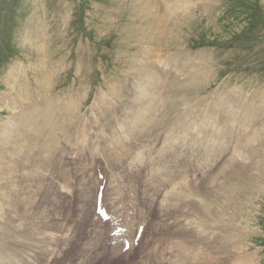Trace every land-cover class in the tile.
<instances>
[{"label": "rangeland", "instance_id": "obj_1", "mask_svg": "<svg viewBox=\"0 0 264 264\" xmlns=\"http://www.w3.org/2000/svg\"><path fill=\"white\" fill-rule=\"evenodd\" d=\"M18 64V87L36 77L40 92L45 75L34 74L44 64L50 98L66 105L76 91L81 107L42 146L25 142L27 157L6 150L13 169L0 179L10 189L0 187V221L32 257L27 264H264V0H0V135L8 115L28 110L7 103ZM146 96L158 102L131 101ZM153 110L173 113L175 127L163 130L167 119ZM141 111L139 127L130 125ZM161 147L171 152L157 159ZM99 185L123 225L150 207L131 254L129 241L115 258L109 250L123 240L111 242L113 225L95 212Z\"/></svg>", "mask_w": 264, "mask_h": 264}, {"label": "bare ground", "instance_id": "obj_2", "mask_svg": "<svg viewBox=\"0 0 264 264\" xmlns=\"http://www.w3.org/2000/svg\"><path fill=\"white\" fill-rule=\"evenodd\" d=\"M175 11H179V10H174V12ZM144 13V12H143ZM146 13V12H145ZM141 14H142V12H141ZM178 14V13H177ZM148 15V14H147ZM173 26V25H172ZM172 30V29H171ZM140 63H143V62H140ZM20 64V63H19ZM17 65V67H14L13 69H12V71H13V73H14V70L16 69V72H15V74H13L12 72L10 73V74H8V77H7V79H6V81L8 82V84L10 85L9 86V89H10V92H11V96H12V99L11 100H9V101H7V103H9V105H8V107L10 108L11 107V105H14V100H16V102H15V104H18V103H20L24 108H28V110H25V111H23V109H22V111H19V112H15V111H13V114L10 116V115H8L7 117H6V120H4L5 122H4V125L5 126H3L4 127V129H3V132L1 133V135H0V179H2L1 177L3 176V175H5V173L9 170V169H13V167H12V165H8V164H6V157H7V152H6V150H8L10 153H16L17 152V150H21L20 152H22V156L25 158V157H27V153L29 154V152H28V150H27V145H26V143L25 142H28V140L29 139H38L39 138V142H40V145L42 146L43 145V143H44V141L46 140V138H47V136H48V134L49 133H52L53 134V136H55V132L58 130V128H60V130H65L67 127H68V125L70 124V122L71 121H73L74 120V118L77 116V112L79 111V109L81 108V107H79V103H76V97L73 95L74 93H76V91L75 92H71V93H69V95H68V97H64V99L65 98H68L67 99V101H65V102H67V103H65L66 105H64V104H62V103H57L58 101H57V98H50V85H49V82H48V79L50 80L51 78H50V71L48 70L49 69V67H47L46 65H44L43 64V66L37 71V73H36V75L34 74V76H37V77H43L42 75H45V80L44 81H42L41 82V86H42V90L40 91V92H35L34 91V87L37 85V79H36V77H31V79H23V80H21V81H23V83H24V87L22 86V87H18L19 86V83L17 84L16 82H18L19 80H20V76H21V72H20V68H19V66L20 65ZM150 64V63H149ZM26 65V64H25ZM148 65V64H147ZM29 66V65H28ZM35 66L37 67H39V66H41V63L39 62V60H38V62H37V64L35 63ZM149 66V65H148ZM32 67V66H31ZM144 67H146V69H148V67L147 66H144ZM151 67V66H150ZM134 68V67H133ZM137 68V67H136ZM30 69V68H29ZM139 70H141L142 68L140 67V68H138ZM151 69L153 70V68L151 67ZM150 69V71L149 70H147L148 72H151L152 70ZM154 69H156L155 68V66H154ZM26 70V69H25ZM133 70V69H132ZM134 70H135V68H134ZM207 70H209V69H207ZM212 70V69H211ZM32 71H34V70H32ZM45 71H47V74H44L45 73ZM156 71V70H155ZM158 71V70H157ZM207 72H209V71H207ZM206 72V73H207ZM139 73V72H138ZM211 73V72H210ZM147 74V73H146ZM149 74V73H148ZM154 74V73H153ZM156 74V73H155ZM182 74V73H181ZM208 74V73H207ZM206 74V75H207ZM139 75L140 76H142L141 75V73H139ZM197 75V74H196ZM137 76H138V74H137ZM160 76V75H159ZM180 76V75H179ZM178 76V77H179ZM168 77V76H167ZM167 77H166V79H167ZM177 77V76H176ZM208 77V76H207ZM117 78V77H116ZM200 78V77H199ZM160 79V78H159ZM172 79V78H171ZM171 79H169L170 81H171ZM154 80V79H153ZM168 80V81H169ZM175 80H176V78H175ZM139 81H140V79H139ZM169 81V82H170ZM176 81H178V80H176ZM179 81H181V79L179 80ZM211 81V80H210ZM161 82V81H160ZM173 82V81H172ZM140 83H141V81H140ZM147 83V82H146ZM176 83V82H175ZM184 83V82H183ZM186 83V82H185ZM16 84H17V86H16ZM181 84V83H180ZM209 84V83H208ZM147 85V84H146ZM145 85V86H146ZM149 85V84H148ZM172 85H174V83L172 84ZM176 85V84H175ZM111 86V85H110ZM150 86H152L151 84H150ZM171 86V85H170ZM170 86H167V87H170ZM178 86V85H177ZM188 86V85H187ZM209 86V85H208ZM142 87V86H141ZM172 88H174L173 86H171ZM181 86H179V88H180ZM145 88V87H144ZM160 88V87H159ZM175 88H177V87H175ZM149 89V88H148ZM183 88L181 87L180 88V91H182V92H184L185 91V89L184 90H182ZM203 89V88H202ZM49 90V91H48ZM158 90V89H157ZM169 90H171V89H169ZM175 90V89H174ZM162 91V90H161ZM165 92H167V90H165ZM173 92V91H172ZM181 92V93H182ZM145 93V92H144ZM188 93V92H187ZM191 93V92H190ZM198 93V92H197ZM189 94V93H188ZM243 94V93H242ZM76 95V94H75ZM109 95V94H108ZM152 95V94H151ZM155 95V94H154ZM159 95V94H158ZM183 95V94H182ZM182 95H181V97H182ZM187 95V94H186ZM77 96V95H76ZM157 95H155V97H156ZM166 96H167V93H166ZM184 96V95H183ZM78 97V96H77ZM80 97V96H79ZM82 97V96H81ZM112 96L110 95V98H111ZM113 97H114V95H113ZM155 97H151V98H148L147 96L145 97V98H142V97H139V98H137V99H135L134 97H132V100L131 101H133L134 102V104H136L137 106V108H147V106L149 105V106H151L152 104H154V102H158V100L157 99H155ZM240 97H242V96H240ZM176 98V97H175ZM239 98V97H238ZM253 98V97H252ZM14 99V100H13ZM37 99H39V100H37ZM59 99H61L60 97H58V100ZM64 99H63V101L62 102H64ZM100 99V96H98V99H96L94 102H93V104H95L96 105V101H98ZM146 100L147 102H145L144 100ZM190 99H192L191 98V96H190ZM62 100V99H61ZM61 100H59V102L61 101ZM77 100H78V98H77ZM81 100H84V99H81ZM103 99L101 98V101H102ZM108 100H109V98H108ZM135 100V101H134ZM182 100V99H181ZM180 100V101H181ZM188 100L189 99H187L186 101L188 102ZM242 99H240V101H241ZM251 100V99H250ZM253 100V99H252ZM116 102H118V104H122V103H125V102H128L127 101V97H119L117 100H115ZM164 101H165V99H164ZM171 101H173V100H171ZM174 101H175V99H174ZM179 101V102H180ZM185 101V102H186ZM190 101H192V100H190ZM227 101V100H226ZM246 101V100H245ZM84 102V101H83ZM166 102V101H165ZM183 102V101H182ZM194 102V101H193ZM192 102V103H193ZM236 102V101H235ZM238 102V101H237ZM6 103V104H7ZM98 103V102H97ZM100 103V102H99ZM98 103V104H99ZM103 103H104V101H103ZM167 103H168V101H167ZM171 103H173V102H171ZM175 103V102H174ZM241 103V102H240ZM243 103H244V101H243ZM243 103H241V104H243ZM44 105V107L40 110V112H36V108L39 106V105ZM117 104V105H118ZM133 104V103H132ZM134 104H133V106H134ZM158 104H160V103H158ZM179 105H181V103H178ZM185 104V103H184ZM191 104V103H190ZM239 104V103H238ZM0 105L1 106H3V99L1 98V100H0ZM145 105H147V106H145ZM189 105V104H188ZM247 105V104H246ZM99 106H100V104H99ZM120 106V105H119ZM123 106V105H122ZM129 106V105H128ZM132 106V107H133ZM148 106V107H149ZM158 107H159V105H157ZM170 107H171V105H169ZM172 106H174V105H172ZM185 106H187V105H185ZM256 106V105H255ZM20 107V106H19ZM103 107V106H102ZM101 107V108H102ZM135 107V106H134ZM133 107V108H134ZM135 107V108H136ZM154 107H156L155 105H154ZM175 107V106H174ZM178 107H182V106H178ZM248 107V106H247ZM251 107V106H250ZM157 108V107H156ZM155 108V109H156ZM214 107L212 106V109H213ZM254 108V107H253ZM256 108H257V106H256ZM255 108V109H256ZM98 109V108H97ZM152 109V108H151ZM154 109V110H155ZM174 109V108H173ZM178 109V108H177ZM212 109H210V112H211V110ZM260 109V108H259ZM138 110V109H137ZM153 110V112L151 113V115L152 116H154V117H156V119H157V115L160 113H158L157 114V112L156 111H158V110H156V111H154ZM258 110V109H257ZM96 111V110H95ZM185 111V110H184ZM212 111H215V109H213ZM235 111V110H234ZM256 111V110H255ZM98 112V111H97ZM96 112V113H97ZM131 112V111H130ZM129 112V113H130ZM132 112H133V110H132ZM155 112H156V114H155ZM162 112H163V109H162ZM171 112H176V111H171ZM179 113V112H178ZM181 113V112H180ZM213 113V112H212ZM233 113V112H232ZM136 114H138L139 115V117L137 118V117H132V119L130 120H128V123L131 125L132 123H137L136 124V127H139V118L141 117V115L143 114V112L141 111L140 113H137V112H135V115ZM190 114H192V113H190ZM211 114V113H210ZM235 114H236V112H235ZM256 114V113H255ZM160 115H161V118H159L160 120H164V119H167V121L166 122H163V130H166V131H168L171 127L173 128V127H175V123H176V121L178 120V118H175V115H173V113H170V112H168V111H166V112H164V113H162V114H159V117H160ZM247 116H246V119H247V117L249 118L250 116H252V115H250L249 113L248 114H246ZM151 116V117H152ZM238 116V115H237ZM18 117V118H17ZM192 117H194L193 115H192ZM191 117V118H192ZM219 117V116H218ZM234 117V116H233ZM16 118H17V120H16ZM82 118V117H81ZM102 118V117H101ZM209 118H211V117H209ZM221 118V117H220ZM78 119V118H77ZM77 119H75V120H77ZM243 119V118H242ZM80 120V119H79ZM126 120V119H125ZM152 120H155V119H152ZM217 120V119H216ZM258 120V119H257ZM58 122H60V124L58 125ZM157 122V121H156ZM162 122V121H161ZM161 122H159L158 124H160ZM256 122V121H255ZM76 124H78V123H76ZM156 124V123H155ZM157 124V125H158ZM193 124H194V122H193ZM156 125V126H157ZM158 127V126H157ZM156 127V128H157ZM128 128V127H127ZM126 128V129H127ZM147 131V130H146ZM160 132V131H159ZM148 133H149V131H148ZM162 133V132H161ZM168 134H171L170 132L168 133ZM41 135V136H40ZM145 135H146V133H145ZM42 138H44V139H42ZM170 139L172 138V137H169ZM213 138V137H212ZM101 139V138H100ZM172 139H174V138H172ZM33 141V140H32ZM144 142H145V139L143 140ZM48 143V142H47ZM32 144L33 143H31V147H32ZM211 144V143H210ZM34 146V145H33ZM146 146V145H145ZM162 147H164V145H162ZM160 148L157 152H156V157H157V159H160V158H162V157H164L165 155H167V154H169L171 151H169L168 149L167 150H162L163 148ZM251 150V149H250ZM16 151V152H15ZM31 151V150H30ZM254 151V150H253ZM254 152H256V150L254 151ZM32 153V152H31ZM30 153V154H31ZM44 153V152H43ZM16 154H18V153H16ZM12 156L13 157H11L12 159H14L15 158V155L14 154H12ZM30 157H31V155H29ZM17 157V156H16ZM29 157V158H30ZM18 158V157H17ZM16 158V159H17ZM28 158V159H29ZM11 159V160H12ZM19 159V158H18ZM27 158H26V161L28 160ZM41 160V159H40ZM16 161V160H15ZM14 160L12 161L13 163H17V161L15 162ZM23 161V160H22ZM29 162H30V160H29ZM22 163V165L25 163V162H20V164ZM32 163V162H31ZM25 165V164H24ZM38 165V164H37ZM33 168V167H32ZM139 168H140V165L138 166V167H134L133 168V170L135 171V170H139ZM15 169H16V167H15ZM33 171V170H32ZM133 171V172H134ZM9 172H10V170H9ZM30 172V171H29ZM130 172H132V170L130 169ZM17 173V172H16ZM28 173V172H27ZM34 173V172H33ZM228 173V172H227ZM20 175V174H19ZM4 177V176H3ZM38 177H40V176H38ZM57 178V177H56ZM1 182H2V180H1ZM96 183H97V181H96ZM30 184V183H29ZM2 186V187H1ZM110 186V185H109ZM0 187L1 188H3L4 190H5V195H8L9 194V191H10V189H8L7 188V186H3V185H0ZM111 187V186H110ZM99 189H100V185H99V187H97V192H95L96 193V195H95V207H94V209H95V212H96V209H97V203H98V194H99ZM116 189V188H115ZM114 189V190H115ZM170 189V188H169ZM11 193V192H10ZM143 193H144V191H143ZM173 193V195H171V196H169V203H171V205L173 206V201H174V198H175V195L177 194V191H175V192H172ZM150 194V193H149ZM198 194V193H197ZM117 195V194H116ZM196 195V194H195ZM198 195H200V194H198ZM1 196H2V194H1ZM203 196H204V194H203ZM145 197V196H144ZM190 197V196H189ZM191 197H193V195L191 196ZM190 197V198H191ZM186 198V197H185ZM197 198V197H196ZM113 199V198H112ZM115 200H117V199H119V200H121L120 199V197H115L114 198ZM137 199V198H136ZM149 199V198H148ZM148 199H146V200H148ZM152 200H154V199H152ZM151 200V201H152ZM188 200V199H187ZM185 201V200H184ZM190 201H191V199H190ZM29 202V201H28ZM114 202V201H113ZM118 202V201H117ZM180 202V201H179ZM178 202V203H179ZM148 203V202H147ZM159 203V202H158ZM177 203V204H178ZM188 203H190V202H188ZM191 203H193L192 201H191ZM199 202H197V204H198ZM112 204V203H111ZM194 204V203H193ZM192 204V205H193ZM204 204V203H203ZM93 205V204H92ZM113 205V204H112ZM111 205V206H112ZM151 205V204H150ZM153 205V204H152ZM151 205V206H152ZM161 205V204H160ZM199 205V204H198ZM110 206V207H111ZM119 206V205H118ZM147 206V205H146ZM166 206V205H165ZM201 206V205H200ZM102 207H106L105 206V204H104V199H103V205H102ZM139 208V207H138ZM137 208V209H138ZM141 208V210H139L140 211V214H142V213H144V214H142V216L139 214V216L138 217H134L133 218V220H131L130 221V223L132 222V223H135V224H137V230H136V232H135V234L133 233V236H129L128 235V231H131L132 229H133V226L135 225H133V224H130V225H123V224H121V223H119V218H120V216H121V214H120V212H119V209H121L120 207H111V210L110 211H108V209H106V211L108 212V214H109V219H107V220H104V219H102L101 217H99V215H97L98 217H99V219L103 222H106V223H110L111 225H113V227L111 228V229H109V231H108V235H109V239H111L110 241L112 242L113 240H116V242L117 243H119V241L122 239L123 240V243H122V245H120V248L118 247V246H110L109 247V250H111V251H114V252H116V253H113L112 255H113V257L115 258L116 256H115V254L117 255V254H120L121 255V253L120 252H124V247H125V244H126V241H129L130 242V248H129V250H128V252H126L125 254H131V252L134 250V248H135V243H136V241H138L137 239H136V237H137V235H138V232H139V229H141V227H144L143 225H145V222L147 221H143L144 219L143 218H146L147 217V215H146V213H148L149 212V210H150V207H140ZM162 208V207H161ZM170 208V207H169ZM172 208V207H171ZM188 208V207H187ZM187 208H186V210H187ZM241 208V207H240ZM149 209V210H148ZM164 209V208H163ZM175 209V208H174ZM21 210V209H20ZM148 210V211H147ZM158 210H160L161 211V209H158ZM173 210V209H172ZM192 210V209H191ZM1 211V210H0ZM174 211V210H173ZM188 211V210H187ZM198 211H199V209H198ZM48 212V211H47ZM166 212V211H165ZM13 213V212H12ZM97 213V212H96ZM162 213V212H161ZM167 213H168V211H167ZM203 213H206V212H204L203 211ZM0 214H1V212H0ZM137 214V213H136ZM145 215V216H144ZM188 215V214H187ZM137 216V215H136ZM9 217H10V215H9ZM95 217V216H94ZM11 221V220H10ZM217 222H218V220H217ZM237 222V221H236ZM13 223V222H12ZM169 223V222H168ZM214 223V222H213ZM9 224V223H8ZM8 224H4V223H2L1 221H0V238L1 239H3V242H1L0 241V264H27V262L29 263V260H30V258H32V257H27L26 255H25V253L27 252V251H25L24 249H22L21 248V245H19V241L17 240V239H15L14 240V237H17V235L16 234H14L13 233V231H12V227L11 228H9V226H8ZM129 224V223H128ZM231 224V223H230ZM105 226L104 227H108V225L107 224H104ZM233 225V224H232ZM238 225V224H237ZM127 226V227H126ZM218 226V225H217ZM216 225H215V228L217 227ZM14 227V226H13ZM101 228L100 229V233L101 232H103L104 230H105V228ZM120 227H122V232L121 233H119L118 234V229L120 228ZM193 227H194V225H193ZM15 228V227H14ZM222 228H223V225H222ZM221 228V229H222ZM17 229V228H16ZM179 229V228H178ZM226 229H227V226H226ZM232 229V228H231ZM246 229V228H245ZM20 229H18L17 231H19ZM30 230V229H29ZM99 230V229H98ZM177 230V229H176ZM222 230H224V229H222ZM15 232H16V230H14ZM41 231V230H40ZM145 231V230H144ZM225 231H229V230H225ZM22 232V231H21ZM24 232H26V231H24ZM133 232V231H132ZM190 232H192V231H190ZM171 233V232H170ZM183 233V232H182ZM196 233V232H195ZM231 233V232H230ZM246 233V232H245ZM131 234V233H130ZM190 234V233H189ZM193 234V233H192ZM14 235H16V236H14ZM145 235V234H144ZM144 235L142 234V238H141V241H143V237H144ZM184 235H186V233L184 234ZM218 235V234H217ZM229 235H231V234H229ZM236 235V234H235ZM238 235H240V234H238ZM246 235V234H245ZM22 236H23V234H22ZM189 237V236H188ZM193 237H194V235H193ZM197 237V236H196ZM215 237H216V235H215ZM239 237V236H238ZM245 237V236H244ZM18 238V237H17ZM180 238V237H179ZM184 238H186V237H184ZM220 238V237H219ZM222 238V237H221ZM236 238V237H235ZM243 238V237H242ZM194 239V238H193ZM201 239V238H200ZM214 239V238H213ZM13 240V241H12ZM17 240V241H16ZM186 240V239H185ZM207 240V239H206ZM215 240V239H214ZM220 240H223V239H220ZM244 240V239H243ZM187 241V240H186ZM203 241V240H202ZM226 241H229V240H226ZM115 242V241H114ZM192 242V241H191ZM190 242V243H191ZM201 242V241H200ZM225 242V241H224ZM230 242H231V240H230ZM196 243H197V241H196ZM206 243V242H205ZM214 243H216V241L214 242ZM226 244V243H225ZM228 244V243H227ZM203 245V244H202ZM207 246V244H204V246ZM231 245V244H230ZM229 245V246H230ZM209 246V245H208ZM211 247H212V245H210ZM209 246V247H210ZM224 245H222V247H223ZM228 246V245H227ZM238 247L240 246V245H237ZM241 246H244L243 244L241 245ZM209 247H208V249H209ZM236 247V246H235ZM236 248L235 249V251L238 249L239 250V248ZM245 249H246V246H245ZM33 250V249H32ZM210 250H212V249H210ZM214 250H215V247H214ZM237 250V251H238ZM36 251V250H35ZM44 251V250H43ZM233 251V250H232ZM240 251V250H239ZM37 252V251H36ZM46 252V251H45ZM215 252V251H214ZM222 252V251H221ZM229 253L228 254H230L231 252L230 251H228ZM243 251H241V253H242ZM28 253V252H27ZM111 253V252H110ZM246 253V252H245ZM32 254V253H31ZM38 254V253H37ZM109 254V253H108ZM124 254V255H125ZM220 254V253H219ZM223 254H224V251H223ZM228 254H227V256H228ZM243 254V253H242ZM24 256V257H26V261H24V258H21L20 260L18 259V258H20V257H16V256ZM28 256L30 255V254H27ZM102 255V254H101ZM105 255V254H104ZM110 255V254H109ZM109 255H108V257H109ZM205 255H206V253H205ZM226 255V254H225ZM106 257H107V255H105ZM130 256V255H129ZM128 256V257H129ZM221 256V255H220ZM231 256V255H230ZM210 257H211V255H210ZM222 257H224V256H222ZM221 257V258H222ZM234 258H235V256H233ZM34 258V257H33ZM36 258V257H35ZM205 258V257H204ZM219 258V257H218ZM225 258H228V257H225ZM256 258V257H255ZM111 259V258H110ZM211 259H212V257H211ZM231 259V258H230ZM254 259V258H253ZM32 260V259H31ZM34 260H36V259H34ZM34 260H32V261H34ZM183 260V259H182ZM38 261V260H37ZM209 261V260H208ZM252 261V260H251ZM137 263L139 262V261H136ZM182 262V261H181ZM176 263V262H175ZM186 263V262H185ZM218 263V262H217ZM256 263V262H255ZM31 264V263H30ZM139 264H140V262H139Z\"/></svg>", "mask_w": 264, "mask_h": 264}, {"label": "snow or ice", "instance_id": "obj_3", "mask_svg": "<svg viewBox=\"0 0 264 264\" xmlns=\"http://www.w3.org/2000/svg\"><path fill=\"white\" fill-rule=\"evenodd\" d=\"M98 211L100 212V214L102 215V216H104L105 215V213H104V211H103V209L101 208V209H98ZM106 218V217H105Z\"/></svg>", "mask_w": 264, "mask_h": 264}]
</instances>
